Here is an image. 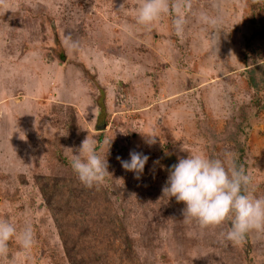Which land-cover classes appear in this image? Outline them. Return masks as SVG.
Here are the masks:
<instances>
[{
    "label": "rangeland",
    "instance_id": "374dc122",
    "mask_svg": "<svg viewBox=\"0 0 264 264\" xmlns=\"http://www.w3.org/2000/svg\"><path fill=\"white\" fill-rule=\"evenodd\" d=\"M7 3L0 220L17 234L30 226L34 244L13 238L0 264H264V230L233 244L230 223L186 222V205L162 191L190 152L230 154L264 197V0H169L147 27L139 0ZM88 135L108 163L99 188L70 164ZM132 151L149 157L139 179L122 167Z\"/></svg>",
    "mask_w": 264,
    "mask_h": 264
},
{
    "label": "clouds",
    "instance_id": "9594fccd",
    "mask_svg": "<svg viewBox=\"0 0 264 264\" xmlns=\"http://www.w3.org/2000/svg\"><path fill=\"white\" fill-rule=\"evenodd\" d=\"M190 7V5H188ZM176 11L173 20L175 33L182 37L185 25L181 4L172 5ZM0 10L11 11L7 0H0ZM170 10L169 0H139L136 22L150 26L161 15ZM213 40L218 42V30ZM147 142L154 144L156 136H147ZM182 150H185L182 147ZM72 154L70 164L79 181L87 188H99L110 174L107 159L97 152L96 143L85 138ZM119 159V158H118ZM149 157L132 151L130 160H121L126 171L140 178ZM250 176L243 165H238L230 154L224 159H210L192 153L179 158L169 170V177L163 195L175 197L184 203L183 217L186 222L195 221L201 228L221 227L226 222L230 228L224 233L227 241L239 244L253 230H264V197H255L249 190ZM15 238L22 250H29L34 244V233L30 226L17 234L16 227L7 220H0V257L9 255V242Z\"/></svg>",
    "mask_w": 264,
    "mask_h": 264
},
{
    "label": "crops",
    "instance_id": "0c3cea01",
    "mask_svg": "<svg viewBox=\"0 0 264 264\" xmlns=\"http://www.w3.org/2000/svg\"><path fill=\"white\" fill-rule=\"evenodd\" d=\"M4 102H5V104H4V106L2 105V106H3L2 108L4 109V114H5V108H6L5 105L9 102V100L6 99ZM4 107H5V108H4ZM6 109H7V108H6ZM9 115H10V114H9ZM10 124H11V123H10Z\"/></svg>",
    "mask_w": 264,
    "mask_h": 264
}]
</instances>
